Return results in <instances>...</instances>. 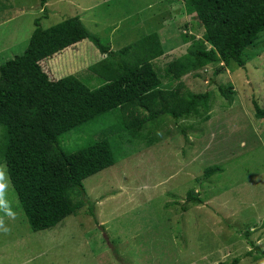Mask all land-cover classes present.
I'll return each instance as SVG.
<instances>
[{
  "label": "rangeland",
  "instance_id": "obj_1",
  "mask_svg": "<svg viewBox=\"0 0 264 264\" xmlns=\"http://www.w3.org/2000/svg\"><path fill=\"white\" fill-rule=\"evenodd\" d=\"M45 1L0 0V66L26 50L36 19L47 28L79 16L112 50L158 32L165 53L154 65L169 86L165 66L203 34L184 0ZM104 58L86 39L41 65L54 80L74 75L97 87L103 79L89 69ZM243 58L244 67L231 61L224 73L215 74V64L181 78L188 91L210 92L209 111L179 120L165 115L144 124L136 138L121 128L118 111L62 136L68 151L106 138L118 160L84 180L88 204L53 228L31 231L0 158L15 213L11 219L0 211L10 229L0 231V264H264V116L255 109L257 103L264 110V31ZM209 167L218 171L206 177ZM189 190L202 203L188 204ZM249 240L259 251L250 253Z\"/></svg>",
  "mask_w": 264,
  "mask_h": 264
},
{
  "label": "trees",
  "instance_id": "obj_2",
  "mask_svg": "<svg viewBox=\"0 0 264 264\" xmlns=\"http://www.w3.org/2000/svg\"><path fill=\"white\" fill-rule=\"evenodd\" d=\"M45 2L41 0V6ZM184 8L188 15L196 14L203 34L192 39L184 55L165 66L169 86L154 65L165 53L158 32L112 50L79 16L47 28L36 19L26 50L0 66V158L32 232L53 228L85 207L84 180L118 160L106 138L68 151L61 145L62 136L118 111L123 115L121 128L135 138L144 124L165 115L179 120L199 115L201 109L209 111L210 92L188 91L181 78L215 64L220 67L214 73H224L231 61L244 67V51L264 31V0H184ZM86 39L105 55L89 69L103 79L102 84L90 87L74 75L52 79L41 62ZM221 92L230 99L224 88ZM255 109L264 116L257 103ZM131 110L147 114L139 117ZM217 171L209 167L205 176ZM186 202L199 204L202 198L189 190ZM89 212L95 215L92 203ZM248 242L250 253L259 251L255 241ZM259 253L264 256V251Z\"/></svg>",
  "mask_w": 264,
  "mask_h": 264
},
{
  "label": "clouds",
  "instance_id": "obj_3",
  "mask_svg": "<svg viewBox=\"0 0 264 264\" xmlns=\"http://www.w3.org/2000/svg\"><path fill=\"white\" fill-rule=\"evenodd\" d=\"M5 181H6L5 171L2 168H0V211H3L7 217L11 219H15V213L11 210L9 202L5 199V193L7 188V183ZM0 231H2L4 234L10 232V229L5 226L2 217H0Z\"/></svg>",
  "mask_w": 264,
  "mask_h": 264
}]
</instances>
